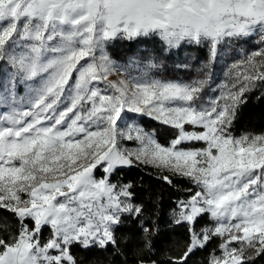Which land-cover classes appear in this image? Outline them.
<instances>
[{
	"label": "snow or ice",
	"instance_id": "6c2138e0",
	"mask_svg": "<svg viewBox=\"0 0 264 264\" xmlns=\"http://www.w3.org/2000/svg\"><path fill=\"white\" fill-rule=\"evenodd\" d=\"M117 39H158L169 55L206 46L208 60L193 81L117 83L109 77L128 68L106 51ZM253 40L259 47L231 65L234 82L203 104L217 57ZM262 88L264 0H0V212L17 225L0 227V264H81L76 248L118 252L128 220L142 233L137 264H158L149 251L159 228L131 183L112 182L137 164L198 189L173 211L189 244L167 264H190L214 239L207 264L264 260V134H232L246 94ZM128 113L176 135L164 146L134 122L121 127ZM204 216L210 226L197 230Z\"/></svg>",
	"mask_w": 264,
	"mask_h": 264
},
{
	"label": "trees",
	"instance_id": "16d2710c",
	"mask_svg": "<svg viewBox=\"0 0 264 264\" xmlns=\"http://www.w3.org/2000/svg\"><path fill=\"white\" fill-rule=\"evenodd\" d=\"M158 39L132 40L117 39L107 44L109 55L122 62L136 57L142 60H154L161 65L162 70L159 75L163 78L176 79L182 81H192L199 78L200 69L208 60L207 47H184L179 53H161L158 47ZM245 53H249L251 48H258L259 44L242 45ZM232 46L224 55L226 60L240 58ZM159 54V55H158ZM158 56V58H157ZM188 65L186 69L178 65ZM221 64L217 62L212 66V74L220 78ZM218 72V73H215ZM235 78V77H234ZM234 78L232 79L234 81ZM206 88L204 92L208 91ZM246 102L239 106L236 119L232 124V134L239 137L243 134H264V88L251 91L245 96ZM143 126L155 132L157 140L163 145H169L171 139L176 135L175 129L163 125L161 122L144 117ZM201 144L185 147H198ZM98 174V171L96 172ZM163 170L152 166L137 164L132 167H123L118 174L113 177V183H131L134 187L137 202L143 203L148 209L147 219L159 228V231L151 238L153 247L149 251V259H154L158 264H167L169 258L179 256L189 244V232L185 226L176 225L172 222L173 211L177 209L179 201L186 200L192 191L198 190L195 185H191L186 179L173 177V184L169 185L160 177L164 175ZM0 217L7 221V225L0 223V227H7L12 231L17 225L15 220L7 213L0 212ZM210 226L209 216H204L197 224V230H202L204 226ZM3 233H0L2 235ZM44 238H47L48 231L45 229ZM117 236L120 241V248L117 251L111 249L91 248L74 249L75 255L81 264H137L140 257L136 254V248L142 241L140 225L132 220L126 221ZM219 239H214L205 249L197 251L191 256L190 264H207L209 253L217 250ZM258 264H264V260H259Z\"/></svg>",
	"mask_w": 264,
	"mask_h": 264
},
{
	"label": "rangeland",
	"instance_id": "374dc122",
	"mask_svg": "<svg viewBox=\"0 0 264 264\" xmlns=\"http://www.w3.org/2000/svg\"><path fill=\"white\" fill-rule=\"evenodd\" d=\"M258 42L256 40L251 41V45L257 44ZM158 47L160 49H162L164 46L162 45V43L159 41L158 42ZM186 46H183L180 50H174L172 52V54H177L179 53L181 50H183V48ZM235 49H233L235 51V53L237 55L240 56V58L235 59V60H226L223 57L218 56V62L221 64V74H220V78L216 77V74L213 75V77H211V89H209L206 92H203L201 95V102L205 105H207L212 99L216 98L218 99L220 94L222 92L225 91V85H231L234 81L232 80L235 77V72L234 70H232L231 65L234 62H239L241 60H243L244 56L247 54L244 51L243 46L242 47H234ZM230 50V49H228ZM256 50V48H251V51ZM106 51L108 53L107 50V45H106ZM109 55V53H108ZM110 56V55H109ZM111 59H113L114 61L122 64V65H128L127 68V72H118V73H114L109 77V80L111 81H115V82H119L120 80H125L127 81L129 84L133 83V77L135 78H145V79H160V80H165V81H178V82H188V81H182V80H176V79H168V78H163L159 75L160 71L162 70L161 65L150 59V60H142L140 58H136L133 57L131 59H129L126 62H122V61H118L114 58H112L110 56ZM131 61H135L134 63H131ZM155 65L154 67H149L148 65ZM241 71H243V69L241 68ZM218 73V72H215ZM193 81V80H192ZM26 89L21 87L19 89L18 95L19 96H23L25 94ZM18 107L21 105H17ZM23 107H27L26 105H23ZM129 117H132V120H129ZM144 117H148V118H153V117H149V116H142L139 114H132V113H128L127 115L123 116V123H121V127L124 126V123H129V122H134L136 124H138L140 127H142L144 130L152 132L155 135L154 131H150L147 130L143 124H142V119ZM154 119V118H153ZM156 120V119H155ZM188 127V126H186ZM176 132V130H175ZM159 142V141H158ZM160 143V142H159ZM123 146L125 147H136L137 144L136 142H128V141H123L122 142ZM163 145V144H162ZM164 146H168V145H164ZM202 145L198 146L201 147ZM190 148V147H188ZM98 171V174H96V172ZM95 174L97 177L102 175V172L100 171V169L98 168L97 170H95Z\"/></svg>",
	"mask_w": 264,
	"mask_h": 264
}]
</instances>
